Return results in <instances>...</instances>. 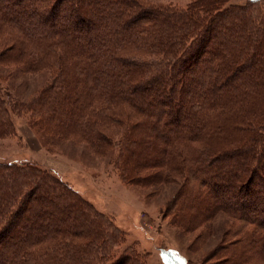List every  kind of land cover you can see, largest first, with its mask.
Instances as JSON below:
<instances>
[{
	"label": "trees",
	"instance_id": "1",
	"mask_svg": "<svg viewBox=\"0 0 264 264\" xmlns=\"http://www.w3.org/2000/svg\"><path fill=\"white\" fill-rule=\"evenodd\" d=\"M153 1L0 0V66L45 78L26 100L0 83V138L24 113L126 184L179 182L186 219L249 221L264 259V0ZM123 238L49 171L0 164V264H142Z\"/></svg>",
	"mask_w": 264,
	"mask_h": 264
},
{
	"label": "rangeland",
	"instance_id": "2",
	"mask_svg": "<svg viewBox=\"0 0 264 264\" xmlns=\"http://www.w3.org/2000/svg\"><path fill=\"white\" fill-rule=\"evenodd\" d=\"M188 1L153 2L183 8ZM43 77L44 74H22L15 66H0L1 86L13 98H30L43 84ZM28 116L24 113L11 116L15 132L0 138V164L38 167L65 182L124 234L123 242L114 248L112 255L128 248V253L134 251L139 255L142 264H169L168 255L179 260L176 264H264L262 256L251 251L254 244L247 245L248 239L251 241L256 235L249 221H241L221 210L208 218L195 216L193 221L188 220L185 213L190 211L183 209L185 195L181 194L183 188L179 182L155 187L126 184L109 159H100L72 142L45 145V139L41 141L27 124ZM236 195L233 190H227L218 193L214 202H230L240 209ZM207 205L200 203L199 212H204ZM185 223L191 227L183 228ZM258 243L259 247L263 244Z\"/></svg>",
	"mask_w": 264,
	"mask_h": 264
}]
</instances>
